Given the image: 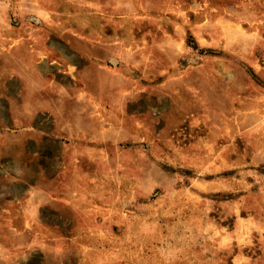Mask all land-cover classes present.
<instances>
[{"label": "rangeland", "instance_id": "1", "mask_svg": "<svg viewBox=\"0 0 264 264\" xmlns=\"http://www.w3.org/2000/svg\"><path fill=\"white\" fill-rule=\"evenodd\" d=\"M0 264H264V0H0Z\"/></svg>", "mask_w": 264, "mask_h": 264}]
</instances>
